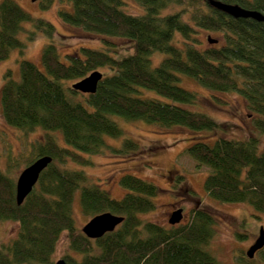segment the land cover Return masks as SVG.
Masks as SVG:
<instances>
[{
  "label": "trees",
  "instance_id": "trees-1",
  "mask_svg": "<svg viewBox=\"0 0 264 264\" xmlns=\"http://www.w3.org/2000/svg\"><path fill=\"white\" fill-rule=\"evenodd\" d=\"M55 1L61 4L59 22L97 38L102 49L81 46L61 59L52 23L33 18L13 0L0 1V63L14 49L22 53L26 44L18 38L20 33H27L28 42L38 35L48 40L40 66L22 60L17 81L11 71L4 74L1 118L24 136L43 131V141L32 145L26 167L41 157L52 159L20 206L15 182L0 169V222L18 226L16 237L0 245V264H54L64 234L69 249L79 256H63L68 264H221L207 250L214 234L208 214L194 210L186 224L170 227L144 221L139 215L155 209V185L124 175L119 185L126 193L115 200L89 184L83 171L64 166H91L89 157L105 152H136L138 145L123 138L116 119L211 133L216 135L213 141L194 138L183 152L196 169H209L204 181L207 197L223 204H247L264 214V150L258 152V139L220 137L224 123L186 108L196 105L198 96L178 85L180 76H186L210 91L216 105L227 104L220 95H239L264 135V23L233 19L212 9L207 0H132L143 9L137 16L124 12V0H38L43 11ZM219 1L264 14V0ZM200 32L218 33L219 41L211 38L217 44L201 49ZM117 41H124L129 50L121 51ZM157 54L163 59L153 66ZM96 71L102 79L94 94L71 90L72 84ZM144 92L160 98H147ZM57 133L66 147L58 145ZM106 138L123 140L116 147ZM9 162V168L15 164ZM78 192L84 216L110 213L122 217V223L100 239L85 237L72 218ZM235 259V264H264V248L255 261L243 253Z\"/></svg>",
  "mask_w": 264,
  "mask_h": 264
},
{
  "label": "rangeland",
  "instance_id": "rangeland-1",
  "mask_svg": "<svg viewBox=\"0 0 264 264\" xmlns=\"http://www.w3.org/2000/svg\"><path fill=\"white\" fill-rule=\"evenodd\" d=\"M13 1L33 18L44 19L54 25L58 34L54 43L61 59L65 54L76 53L81 46L102 49L100 40L97 38L85 35L80 31H70L59 22L57 11L61 8V4L58 1H55L52 8L47 11L40 9L38 0ZM124 2V12L136 16L143 14V9L134 1L124 0ZM65 9L70 10L69 7ZM24 28L31 30L29 24H26ZM26 37L27 33H20L18 36L26 44L22 53L18 49H14L10 52L9 58L0 63V92L5 81L4 74L7 71H11L12 79L16 81L19 79V63L22 60L30 61L37 66L41 65V52L48 40L44 36L38 35L35 41L28 42ZM218 37V33L200 32L198 40L201 49L212 46L208 43L209 38L219 41ZM117 43L121 51L129 50L128 44L124 41H117ZM162 59L163 56L157 54L152 65L157 66ZM178 85L198 96L197 104L186 108L206 114L224 123V130L219 134L220 137L233 140L256 138L260 146H258V152L261 153L264 150V135L256 129V117L247 109L242 97L237 94L220 95L227 104L216 105L212 103L210 91L200 87L186 76H180ZM144 93L147 98H160L153 92ZM116 120H119L118 125L125 133L123 138L131 139L138 145L136 152L128 155H113L110 152H105L99 156H90L91 166L81 167L74 163H68L64 167L83 171L89 184L107 192L115 200H121L126 193L119 185V180L124 175H132L152 183L158 188L157 196L152 198L155 209L149 213L141 214L139 217L144 221L163 227H170L167 221L172 211L180 207H183L185 216L183 222L178 225H184L189 221L193 212L191 209L201 210L208 214L214 223V234L209 241L207 250L221 264H235L236 255H241V253L245 255L246 250L258 237L260 228L264 229V214L256 212L247 204H223L207 197L204 181L210 173L209 169L205 167L196 169L195 163L183 152L195 142L192 139L198 138L211 142L216 135L206 132L194 134L182 128L164 130L143 122L127 123L121 119ZM58 135V145L66 147L61 135ZM43 136L44 133L41 130L24 136L21 131L4 123L0 111L1 171L16 182L19 174L26 167L25 162L30 156L32 145L42 142ZM122 140L106 138V143L119 147ZM9 161L15 162L16 165L13 164L9 168ZM179 177L183 179L180 180ZM186 189L189 191L186 192ZM78 196L79 192L73 201L72 218L76 228L81 230L91 218L82 214ZM196 201L200 203L197 205ZM17 231V224L10 221L0 222V245L15 238ZM238 236L241 237L238 238ZM65 255L79 259V256L69 249L64 234L57 244L52 259L55 262ZM252 260L255 261V257Z\"/></svg>",
  "mask_w": 264,
  "mask_h": 264
},
{
  "label": "water",
  "instance_id": "water-1",
  "mask_svg": "<svg viewBox=\"0 0 264 264\" xmlns=\"http://www.w3.org/2000/svg\"><path fill=\"white\" fill-rule=\"evenodd\" d=\"M35 1V0H32ZM208 5L219 12L226 14L233 19H251L256 22L264 23V14L258 11H250L241 8L238 5L227 4L219 0H207ZM217 40L208 39V43L217 44ZM102 75L99 72H92L86 78L71 85V90L82 94H94L97 85L101 81ZM50 157H41L31 165L25 167L19 174L15 182V200L20 206L26 197L33 191L42 172L51 164ZM183 210L173 211L168 219L170 226L180 224L183 219ZM123 221L122 217L110 213H104L91 218L81 229L82 234L91 240H97L107 233H111ZM264 248V229L260 228L258 237L254 243L246 250L245 256L252 260L256 253ZM54 264H68L64 259L57 260Z\"/></svg>",
  "mask_w": 264,
  "mask_h": 264
},
{
  "label": "flooded vegetation",
  "instance_id": "flooded-vegetation-1",
  "mask_svg": "<svg viewBox=\"0 0 264 264\" xmlns=\"http://www.w3.org/2000/svg\"><path fill=\"white\" fill-rule=\"evenodd\" d=\"M189 190L188 189H186V192H188ZM200 202L199 201H196V204L198 205ZM182 210H183V219H182V221L180 222V223H182L183 222V220H184V216H185V212H184V209H183V207H180ZM180 208H178V209H180ZM177 210V209H176ZM191 210H197V208H195V209H191ZM175 211V210H174ZM173 212V211H172ZM250 247V246H249Z\"/></svg>",
  "mask_w": 264,
  "mask_h": 264
}]
</instances>
